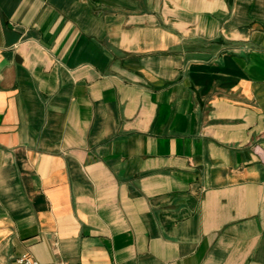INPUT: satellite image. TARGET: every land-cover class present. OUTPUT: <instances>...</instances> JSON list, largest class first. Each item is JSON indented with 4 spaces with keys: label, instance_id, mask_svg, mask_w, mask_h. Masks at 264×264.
Wrapping results in <instances>:
<instances>
[{
    "label": "crops",
    "instance_id": "obj_1",
    "mask_svg": "<svg viewBox=\"0 0 264 264\" xmlns=\"http://www.w3.org/2000/svg\"><path fill=\"white\" fill-rule=\"evenodd\" d=\"M264 264V0H0V264Z\"/></svg>",
    "mask_w": 264,
    "mask_h": 264
},
{
    "label": "built area",
    "instance_id": "obj_2",
    "mask_svg": "<svg viewBox=\"0 0 264 264\" xmlns=\"http://www.w3.org/2000/svg\"><path fill=\"white\" fill-rule=\"evenodd\" d=\"M12 264H68V263H66L64 261L41 263L37 259L30 256L29 254L24 253L22 255L15 257Z\"/></svg>",
    "mask_w": 264,
    "mask_h": 264
}]
</instances>
